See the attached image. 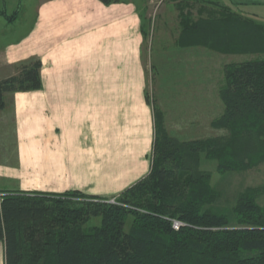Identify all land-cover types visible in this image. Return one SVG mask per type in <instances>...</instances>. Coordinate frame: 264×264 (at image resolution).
<instances>
[{
	"label": "trees",
	"instance_id": "trees-1",
	"mask_svg": "<svg viewBox=\"0 0 264 264\" xmlns=\"http://www.w3.org/2000/svg\"><path fill=\"white\" fill-rule=\"evenodd\" d=\"M178 1L177 46L255 55L224 66V110L211 125L225 132L181 140L154 106L150 172L115 202L80 190L3 194L5 264H264L262 187H247L224 209L211 171L200 168L202 156L216 160L222 174L264 159V21L243 14L246 2ZM142 32L145 37L144 24ZM14 69L0 80V110L8 93L43 88L41 59L29 58Z\"/></svg>",
	"mask_w": 264,
	"mask_h": 264
},
{
	"label": "crops",
	"instance_id": "crops-1",
	"mask_svg": "<svg viewBox=\"0 0 264 264\" xmlns=\"http://www.w3.org/2000/svg\"><path fill=\"white\" fill-rule=\"evenodd\" d=\"M108 1L40 0L32 26L0 49V79L14 74L15 64L39 57L43 80L42 89L14 95L17 167L2 174L16 182L2 184L0 193L107 196L147 174L153 136L148 150L142 21L134 1ZM125 127L138 132L124 133ZM126 137L135 142L125 143Z\"/></svg>",
	"mask_w": 264,
	"mask_h": 264
},
{
	"label": "rangeland",
	"instance_id": "rangeland-1",
	"mask_svg": "<svg viewBox=\"0 0 264 264\" xmlns=\"http://www.w3.org/2000/svg\"><path fill=\"white\" fill-rule=\"evenodd\" d=\"M39 1L0 0V13L4 12L11 16L8 20L7 17L0 14L4 21H8V23L0 22V49L17 39L21 32H26L32 26ZM131 1H134L138 6L146 34L143 37L141 60L145 78L143 97L145 96L146 109H148L144 119L141 111L137 110L136 119L139 123L142 119L149 122L143 128L144 135L147 136L148 150H150L151 142L149 137L152 134L154 141L155 135L154 115L152 117V133L150 129L151 112L153 113L154 106L163 111L169 133L181 140L205 139L223 134L225 131L213 128L211 122L224 110V103L220 98L224 66L230 62L255 57V55L224 54L203 46L179 47L175 43L180 32L178 0ZM242 9L244 15L248 16L254 13L256 20L264 21L263 3L250 2ZM193 11L194 14L197 13V6H194ZM15 93H10V102L7 98L9 93L6 95L9 108L0 113V190L4 189L1 186L5 182L11 186H14L16 182L12 179L9 181L8 176L2 174L8 167H17ZM146 95H148L149 101ZM131 131L134 134L138 132L136 128H124V133ZM123 141L133 144L135 138L126 137ZM136 141L138 142V139ZM153 141L151 152L145 155V162L149 165L147 174L151 169ZM216 165V160H209L202 156L200 168L211 171V183L221 189L220 207L231 208L238 194L249 186L262 187L263 195L260 202L264 203V159L249 169L223 174L215 170ZM143 177H140L139 180ZM139 180L137 179V181ZM121 192L109 194L107 197L111 198L110 201L115 200L114 197ZM1 195L3 194L0 193ZM175 222L174 224H176Z\"/></svg>",
	"mask_w": 264,
	"mask_h": 264
},
{
	"label": "built area",
	"instance_id": "built-area-1",
	"mask_svg": "<svg viewBox=\"0 0 264 264\" xmlns=\"http://www.w3.org/2000/svg\"><path fill=\"white\" fill-rule=\"evenodd\" d=\"M2 196V195H1ZM0 196V197H1ZM111 202H115L114 199L111 200ZM176 224H174L175 228H178L181 224L179 222H175Z\"/></svg>",
	"mask_w": 264,
	"mask_h": 264
}]
</instances>
